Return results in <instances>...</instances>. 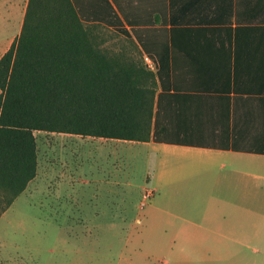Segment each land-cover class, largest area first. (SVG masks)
I'll return each instance as SVG.
<instances>
[{
	"label": "crops",
	"instance_id": "1",
	"mask_svg": "<svg viewBox=\"0 0 264 264\" xmlns=\"http://www.w3.org/2000/svg\"><path fill=\"white\" fill-rule=\"evenodd\" d=\"M122 1L107 3L128 24ZM245 5L248 15L240 23L232 16L227 23L168 24L163 36L154 25L132 38L147 46L144 57L157 82L151 140L138 142L149 147L157 168L147 174L157 196L141 208L142 229L156 238L146 264L160 256L170 258L162 264H264V0L231 10ZM129 16L135 24L141 18ZM241 26L251 27L250 54L234 53ZM12 43L0 41V58ZM170 157L183 158L175 168L183 182L166 176ZM32 183L0 220L31 194ZM73 186L56 183L58 199ZM33 254L0 231V264L31 263Z\"/></svg>",
	"mask_w": 264,
	"mask_h": 264
},
{
	"label": "rangeland",
	"instance_id": "2",
	"mask_svg": "<svg viewBox=\"0 0 264 264\" xmlns=\"http://www.w3.org/2000/svg\"><path fill=\"white\" fill-rule=\"evenodd\" d=\"M27 1L0 0V41L17 39ZM72 1L83 22L105 26L110 43L147 34L151 30L147 27L154 25L163 36L168 24L227 23L234 5L251 6V0H123L127 23L133 21L129 15L141 17L132 26L124 22L126 26L117 17L121 11L116 6L112 11L107 0ZM34 136L38 155L31 194L0 220L7 240L35 253L37 260L27 264H146L156 239L142 229L141 208L150 200L147 193L155 189L147 174L157 169L149 147L62 133L35 132ZM182 160H165L170 170L166 176L172 181ZM61 181L74 184L64 199H58L55 188ZM162 260L170 258L160 256L151 263Z\"/></svg>",
	"mask_w": 264,
	"mask_h": 264
},
{
	"label": "trees",
	"instance_id": "3",
	"mask_svg": "<svg viewBox=\"0 0 264 264\" xmlns=\"http://www.w3.org/2000/svg\"><path fill=\"white\" fill-rule=\"evenodd\" d=\"M247 15L245 5L226 22ZM106 31L83 22L72 0L27 1L19 35L0 58V216L36 176L35 132L151 140L157 82L147 46L130 37L110 43ZM235 36L243 39L234 53L250 54L251 27Z\"/></svg>",
	"mask_w": 264,
	"mask_h": 264
},
{
	"label": "built area",
	"instance_id": "4",
	"mask_svg": "<svg viewBox=\"0 0 264 264\" xmlns=\"http://www.w3.org/2000/svg\"><path fill=\"white\" fill-rule=\"evenodd\" d=\"M145 64H146V66L149 68V69H152V63H151V61H146L145 60ZM150 195H152V192L151 193H147V196H150Z\"/></svg>",
	"mask_w": 264,
	"mask_h": 264
}]
</instances>
